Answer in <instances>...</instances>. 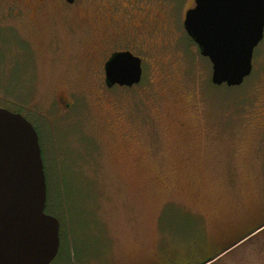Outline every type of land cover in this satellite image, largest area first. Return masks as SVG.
<instances>
[{
    "label": "rangeland",
    "instance_id": "obj_1",
    "mask_svg": "<svg viewBox=\"0 0 264 264\" xmlns=\"http://www.w3.org/2000/svg\"><path fill=\"white\" fill-rule=\"evenodd\" d=\"M161 1L145 15L165 34L128 89L106 88L90 37L55 0H17L18 16L3 17L19 35L3 43L0 107L38 134L45 212L59 222L50 264L203 261L241 207L264 202V36L239 87L213 86L183 26L194 0ZM263 241L252 234L206 264L249 261Z\"/></svg>",
    "mask_w": 264,
    "mask_h": 264
},
{
    "label": "water",
    "instance_id": "obj_2",
    "mask_svg": "<svg viewBox=\"0 0 264 264\" xmlns=\"http://www.w3.org/2000/svg\"><path fill=\"white\" fill-rule=\"evenodd\" d=\"M184 28L211 64V84L238 87L251 74L254 49L264 36V0H194ZM105 72L108 87L132 86L140 81V60L118 53L106 62ZM46 198L35 128L20 112L0 107V264H49L54 259L59 222L45 212Z\"/></svg>",
    "mask_w": 264,
    "mask_h": 264
},
{
    "label": "flooded vegetation",
    "instance_id": "obj_3",
    "mask_svg": "<svg viewBox=\"0 0 264 264\" xmlns=\"http://www.w3.org/2000/svg\"><path fill=\"white\" fill-rule=\"evenodd\" d=\"M6 1H9L10 4H8L9 8L4 13L3 5L4 3L7 5V3L5 0H0V75H2L1 64L4 40L9 37L8 33L11 34V38L9 39L11 42L14 38V34L19 35L13 23L7 28L3 27V17H17L19 14V10L16 8L18 6L17 0ZM44 1L45 0H42L41 4H43ZM153 3H156L160 12H162L163 7L164 9L166 7L161 0H55L54 4L57 6V11L54 12H58L63 18H67L74 26L77 25L82 28V32H85L84 34L90 37L88 38L90 48L93 49L94 53L100 55L99 72L104 83L106 77L105 64L114 55L128 52L140 60L141 77L139 83L133 84L132 86H120L115 84L111 87H108L105 83L108 90L114 87L128 89L141 83L145 76V64L147 63L144 54L152 55L153 52H157L158 49L155 47L154 40L160 32L165 34L163 29L161 31L159 25L149 20L145 15L147 6ZM88 6L92 8L93 14L91 15H88L84 9L85 7L88 8ZM192 7H194V5L188 7V9ZM187 10L183 13V24L185 12ZM170 17L169 21L170 24H172L173 19L171 15ZM76 21L80 22V25H78ZM6 44L8 45L9 43ZM150 45L152 47H150ZM71 104L72 103H67V106L69 107ZM21 114L23 115V113ZM230 227V231L222 235L219 252L227 249L233 243L240 246L246 242L248 236L264 232V202H257L255 205L252 203L245 208L241 207L235 222L232 223ZM258 251L260 252L254 254L251 260L245 261L240 257L236 264H264V241L260 244ZM214 255L217 254L214 253ZM210 257L214 256L207 255L203 261L187 260V262L180 264H201Z\"/></svg>",
    "mask_w": 264,
    "mask_h": 264
},
{
    "label": "trees",
    "instance_id": "obj_4",
    "mask_svg": "<svg viewBox=\"0 0 264 264\" xmlns=\"http://www.w3.org/2000/svg\"><path fill=\"white\" fill-rule=\"evenodd\" d=\"M210 84H211V82H210ZM211 85H213V84H211ZM214 86V85H213ZM239 87V86H238ZM213 256H216V255H213Z\"/></svg>",
    "mask_w": 264,
    "mask_h": 264
}]
</instances>
